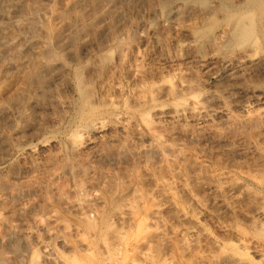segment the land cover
<instances>
[{"label": "rangeland", "instance_id": "obj_1", "mask_svg": "<svg viewBox=\"0 0 264 264\" xmlns=\"http://www.w3.org/2000/svg\"><path fill=\"white\" fill-rule=\"evenodd\" d=\"M0 111V264L103 176L172 190L176 264H264V0H0Z\"/></svg>", "mask_w": 264, "mask_h": 264}, {"label": "bare ground", "instance_id": "obj_2", "mask_svg": "<svg viewBox=\"0 0 264 264\" xmlns=\"http://www.w3.org/2000/svg\"><path fill=\"white\" fill-rule=\"evenodd\" d=\"M248 31L246 30V32ZM32 77L40 78V73L36 72ZM196 110L195 112L198 111ZM203 111L205 113V110ZM197 114L199 115V113ZM103 177L100 182L102 185L99 183V188L88 190L84 199L81 197L82 199L63 200L68 215L57 213L58 215L51 214L49 216V223L55 225L56 229L53 233L49 230L47 233L53 238L54 243L60 245L63 250L55 251L49 245L50 243H46L34 234L37 246L32 251L29 264H176L172 259L175 250L182 255L190 249L189 246H184V241L187 245L195 242L201 227L197 221L186 219L187 216L184 212L177 208L176 202L173 200L175 195L172 197L173 192L170 194L172 190L169 191L166 188L165 182L164 184L162 182L163 185H161L157 180L153 189L163 195L164 198L161 199H164V201L162 200L164 203L161 200L160 204L152 200V204L155 203V205H150V208L147 205L149 198L150 200L152 198L151 193L150 195L149 192H143V189L136 186L130 192L129 187L122 184L116 194L118 184L113 180H107L105 176ZM182 179L184 180L183 177ZM182 179L178 181V184L184 187L185 184L188 186L189 184ZM221 187L223 188V186ZM216 188L212 187L213 192ZM240 188L241 184L238 183V180H232L229 184L227 182L224 194L226 193L230 197L234 196V192ZM243 189L244 187L242 191ZM190 190L189 188L186 194L193 198L195 195H190L192 193ZM219 196L221 197V195ZM224 198L226 197L224 196ZM196 201L194 200V203L197 205H203L200 200ZM257 208L260 209V207ZM21 210L22 208L19 211ZM26 211L31 214L34 209L29 208ZM261 211L264 213V208H261ZM164 213H166V217H171L166 219ZM34 222L38 226L42 220L36 217Z\"/></svg>", "mask_w": 264, "mask_h": 264}]
</instances>
